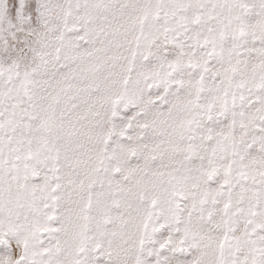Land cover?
<instances>
[{
    "label": "snow or ice",
    "instance_id": "6c2138e0",
    "mask_svg": "<svg viewBox=\"0 0 264 264\" xmlns=\"http://www.w3.org/2000/svg\"><path fill=\"white\" fill-rule=\"evenodd\" d=\"M0 264H264V0H0Z\"/></svg>",
    "mask_w": 264,
    "mask_h": 264
}]
</instances>
